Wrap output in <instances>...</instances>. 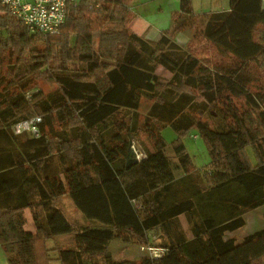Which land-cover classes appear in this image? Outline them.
<instances>
[{
  "label": "trees",
  "instance_id": "1",
  "mask_svg": "<svg viewBox=\"0 0 264 264\" xmlns=\"http://www.w3.org/2000/svg\"><path fill=\"white\" fill-rule=\"evenodd\" d=\"M133 1L70 4L64 25L47 37L30 34L0 5L7 264H50L46 242L65 235L72 247L56 249L61 264H264V228L240 243L226 238L264 207L262 0H228V11L199 18L191 0H179L172 28L157 42L130 30ZM186 28L216 57L176 44L173 35ZM34 118L38 137L11 133ZM168 128L176 136L170 145L162 137ZM192 132L209 158L200 169L182 143ZM133 147L139 161L128 159ZM64 196L95 226L74 227L57 206ZM112 241L165 253L115 262Z\"/></svg>",
  "mask_w": 264,
  "mask_h": 264
},
{
  "label": "crops",
  "instance_id": "2",
  "mask_svg": "<svg viewBox=\"0 0 264 264\" xmlns=\"http://www.w3.org/2000/svg\"><path fill=\"white\" fill-rule=\"evenodd\" d=\"M22 1L29 2V0H22ZM223 1L224 2L219 0L218 2V0H212L211 2L212 5L216 7V8H213L212 11H215V13L228 11V0H223ZM191 2L193 6V1L191 0ZM205 2L208 3L209 0L207 1L205 0ZM130 7L135 16L134 20L130 24V30L138 37L144 40L150 41V42H157L161 38L162 35L168 33L170 29L172 28V16L179 14L180 12L179 0H135L133 1ZM262 8H264V0H262ZM193 13H194L193 14L194 17H200L199 14L197 15L195 12ZM192 30L194 29L186 28L183 31L176 32L173 35L175 43L183 48L186 47L190 43V40L192 39V35H193ZM66 197L71 201V199L68 196H64L60 198L58 202L61 203V200ZM58 208L60 210L62 209L59 206ZM73 208L75 209L74 205H73ZM261 209H264V207L250 211L244 215L245 226L247 225V216L251 217L250 222L253 224L256 218L253 217V215L251 216V214H255V212H259V210ZM61 211L66 217V219L74 227H80V228L86 227L87 228V227L95 226L93 222L86 220L85 217L78 211L74 213L76 216V219H74L73 221H70L68 219V217L66 216L63 210ZM262 214H264V210L261 211V214H260L261 217H262ZM24 216L26 218V229L29 231H33V225L31 221L30 213L25 212ZM84 222L85 224H83ZM259 230H255L254 232L259 231ZM71 237H72L71 235L57 236V237L51 238L50 240L46 242L45 246L49 250V258L51 260L50 264H61L58 261V255H57L56 249L57 248L65 249V248L72 247ZM232 237L233 236L231 234H228L226 236V238H232ZM137 248L138 247L136 246L127 245V244H123V243L116 242V241L115 242L112 241L108 244V252L112 260L115 262L140 261L141 259L144 258V255H142L141 251H139ZM130 249L137 250L138 252L131 251ZM124 257H130V258L126 259ZM120 259H124V260H120ZM0 264H7L6 257L1 248H0Z\"/></svg>",
  "mask_w": 264,
  "mask_h": 264
},
{
  "label": "built area",
  "instance_id": "3",
  "mask_svg": "<svg viewBox=\"0 0 264 264\" xmlns=\"http://www.w3.org/2000/svg\"><path fill=\"white\" fill-rule=\"evenodd\" d=\"M81 1L94 0H0V5L5 7L8 12L16 17L32 35L43 37L55 35L64 25L67 18V6L78 4ZM39 118L21 122L14 125L10 131L14 136L22 133H28L33 137H38ZM135 159L139 161L142 156L137 154L135 148H132ZM139 155V156H138ZM147 257L156 261L163 256L165 250L154 249L150 247H141Z\"/></svg>",
  "mask_w": 264,
  "mask_h": 264
},
{
  "label": "rangeland",
  "instance_id": "4",
  "mask_svg": "<svg viewBox=\"0 0 264 264\" xmlns=\"http://www.w3.org/2000/svg\"><path fill=\"white\" fill-rule=\"evenodd\" d=\"M192 1H193L194 12L197 15L199 14L200 17H202L203 15L212 14L213 12L215 13V11H212L213 8H216L212 5V3H211L212 0H209L208 3H206L205 0H192ZM221 1L224 2L223 0H221ZM218 2H219V0H218ZM220 4H221V2H220ZM197 18H199V17H197ZM199 21L200 20H197L195 27H194L195 29L201 28ZM192 34H193L192 39L190 40L188 47L191 49V52L193 54H195L198 57H204V58L216 57L214 55L215 50L211 46H207L203 42V39H201L197 34H195V30H192ZM157 75H159L163 78H169V74L167 72H165L162 68L157 69ZM193 136L197 137L195 132H192L187 138L183 139L182 143L184 144L186 151L192 160L193 166L196 169H200V168H202L208 164L209 158H208L206 149H205L204 145L202 144V142L198 139V137L196 140L191 139V137H193ZM162 137H163L164 141L167 143V145H170L171 142H173L176 139L174 132L170 128H168L162 132ZM135 151L137 152V154H139V151L137 148H135ZM246 153H247V157H248V160L250 161L251 165L254 166L256 164V161H255L253 154L249 148H247ZM166 154L172 162L175 161L170 148H167ZM139 155L141 156V154H139ZM57 206L62 208L61 210H63L65 212L66 216L68 217V219L70 221H73L74 219H76V216L74 214L76 212V210L73 208L72 202L67 197L63 198L61 200V203L58 202ZM262 210H264V209L259 210V212H255V214H251V216L253 215V217L256 218L254 220L253 224L250 222L251 217L247 216V225L244 228H242V229L234 232L233 234H231L237 240L238 243H240L244 237L250 235L255 230H259V229L261 230V228L264 227V221H262V217L260 215ZM83 224H85V222ZM183 226L185 228L184 223H183ZM137 249L139 251H141V253H142V255H144V257H146L147 253H145L139 247ZM131 251L138 252L137 250H131ZM124 258L129 259L130 257H124ZM120 260H124V259H120Z\"/></svg>",
  "mask_w": 264,
  "mask_h": 264
},
{
  "label": "water",
  "instance_id": "5",
  "mask_svg": "<svg viewBox=\"0 0 264 264\" xmlns=\"http://www.w3.org/2000/svg\"><path fill=\"white\" fill-rule=\"evenodd\" d=\"M132 157H134V154H133V152H130L128 155V159H131Z\"/></svg>",
  "mask_w": 264,
  "mask_h": 264
}]
</instances>
